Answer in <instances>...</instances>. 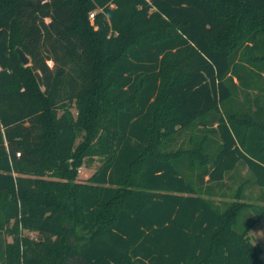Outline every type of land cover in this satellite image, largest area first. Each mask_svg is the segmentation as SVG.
<instances>
[{
  "label": "trees",
  "instance_id": "1",
  "mask_svg": "<svg viewBox=\"0 0 264 264\" xmlns=\"http://www.w3.org/2000/svg\"><path fill=\"white\" fill-rule=\"evenodd\" d=\"M256 186L264 0H0V264H264Z\"/></svg>",
  "mask_w": 264,
  "mask_h": 264
},
{
  "label": "rangeland",
  "instance_id": "2",
  "mask_svg": "<svg viewBox=\"0 0 264 264\" xmlns=\"http://www.w3.org/2000/svg\"><path fill=\"white\" fill-rule=\"evenodd\" d=\"M49 64L53 66L52 61H50ZM176 135H178V138L174 140L173 142L169 143L171 150L178 151L179 149H189L192 147V145H194L193 144L194 140H191L192 137L194 136L192 137H190V135L186 136L188 134H186L184 131L183 132L180 131ZM97 166L98 164L94 165L93 167L96 168ZM94 168L93 169L79 168L78 174L80 176V181L81 182L87 181V179L90 178L94 174ZM242 182H239V184L237 185H233L234 186L233 188H235V191L238 189V187H240ZM256 187H257V190L252 189L250 187L247 188V189H252L251 190L252 192L249 194L248 199H246V197L244 196V201L254 205V208L249 209L242 213L240 220H239V224H238V228H239L238 230L243 229L245 224L248 222L250 218H252L251 220L259 219L251 231V236H252L253 243L258 248L261 249L262 251L261 256H262V259L264 260V214L259 217L260 211L264 209V201L261 199V194L258 192V189L260 191L262 189H260L258 186ZM220 206H222V204ZM225 208L226 206L224 207L222 206L220 209L224 210Z\"/></svg>",
  "mask_w": 264,
  "mask_h": 264
},
{
  "label": "water",
  "instance_id": "3",
  "mask_svg": "<svg viewBox=\"0 0 264 264\" xmlns=\"http://www.w3.org/2000/svg\"><path fill=\"white\" fill-rule=\"evenodd\" d=\"M17 52L19 54V58H20L21 63L24 66H29L31 63V60L28 57V55L21 48H17Z\"/></svg>",
  "mask_w": 264,
  "mask_h": 264
},
{
  "label": "built area",
  "instance_id": "4",
  "mask_svg": "<svg viewBox=\"0 0 264 264\" xmlns=\"http://www.w3.org/2000/svg\"><path fill=\"white\" fill-rule=\"evenodd\" d=\"M95 12H93V13H91V15H90V19L93 21L94 20V18H95Z\"/></svg>",
  "mask_w": 264,
  "mask_h": 264
}]
</instances>
